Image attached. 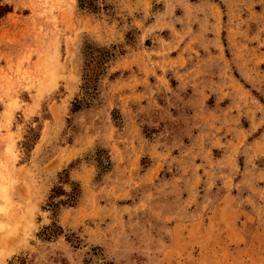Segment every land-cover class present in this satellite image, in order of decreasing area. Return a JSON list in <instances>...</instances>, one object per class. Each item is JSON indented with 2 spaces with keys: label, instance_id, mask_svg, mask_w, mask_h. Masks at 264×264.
Listing matches in <instances>:
<instances>
[{
  "label": "rangeland",
  "instance_id": "374dc122",
  "mask_svg": "<svg viewBox=\"0 0 264 264\" xmlns=\"http://www.w3.org/2000/svg\"><path fill=\"white\" fill-rule=\"evenodd\" d=\"M0 264H264V0H0Z\"/></svg>",
  "mask_w": 264,
  "mask_h": 264
}]
</instances>
